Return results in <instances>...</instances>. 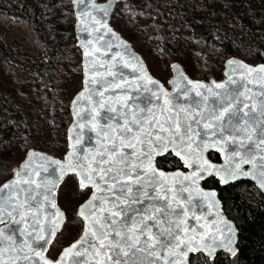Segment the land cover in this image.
<instances>
[{
  "label": "water",
  "instance_id": "water-1",
  "mask_svg": "<svg viewBox=\"0 0 264 264\" xmlns=\"http://www.w3.org/2000/svg\"><path fill=\"white\" fill-rule=\"evenodd\" d=\"M68 1L73 15V43L80 52V87L68 102L69 121L65 128V150L58 158L37 149H27L18 164L12 167L9 177L0 183V186H3L17 179L15 177L17 171L27 173L20 178L21 180L34 181L29 185L22 183L18 185V188H26L29 191L12 193L14 198L20 197L16 204L24 205L19 210L26 211V224L11 221L0 223V230L4 233L3 237H0V260H3L4 264H42V258L55 261L62 256L65 249L80 241L85 236V227L88 223L79 214L81 206L89 202L93 193H97L100 199L93 202L107 209L106 200L110 193L97 192L96 187H89L88 196L76 209V215L82 222L81 230L54 259L45 256L50 243L45 245L44 241H39L32 244L31 248L26 247V242L31 243V240L24 234L23 229L26 225L35 223L37 228L44 229L47 234V230L52 227L49 221L56 219L59 213L60 231L64 215L56 205L57 188L66 175H73L78 187L81 181L77 171L61 174V167L69 164L70 157L72 163L79 157L86 164L95 167L101 160L102 149L112 148L114 141L120 149L116 158L118 155H125L135 165L137 155H144L142 152L144 145L139 144L134 151L123 144H127L133 135L139 138L145 133H150L152 140L157 136L170 137L174 146L163 152L156 151L151 157L156 176L162 181V185L157 187L155 192L149 179L152 173L145 171V165H138L131 170L134 179L139 171L144 182V190L148 193V198L141 196L143 204L132 207L151 211L153 206L163 209L171 201L172 209L180 214L179 220H176V215L167 209L170 214L161 215V220L179 223L178 234L186 243L191 240L197 246L215 247L212 257L204 251L189 252L187 264L189 257L197 254L208 261L219 253L232 257V252L222 245L231 238V248L236 253L237 229L233 221L223 213L217 190L203 187L202 182L210 177L220 186L236 181H249L264 199V175H261L264 172V144L261 143L260 133V129L264 128V72L256 71L264 66V63H248L237 57H228L224 62L223 78L203 82L190 78L178 63L173 62L169 64L170 76L165 86L149 73L142 57L110 24L115 5L122 0ZM101 9H105L106 14ZM246 69L253 71L249 73ZM145 73L154 83L148 82ZM197 83L205 87L193 88ZM215 84H224L225 87L215 88ZM161 87L163 93L167 94L166 97L161 93ZM208 89H211V92ZM197 92L200 95H197ZM238 93L243 95H239L236 101L234 98ZM165 100L168 103H165ZM229 102H232L233 108L241 109L233 123L241 120V127H244L243 122L247 121L249 129L247 132L232 131L227 124L224 131L216 127H205L212 119L211 114L218 113ZM245 104L248 108L243 107ZM253 106L254 110L249 111ZM97 113L100 115L93 121L92 117ZM225 119H228L227 115ZM136 120L141 123H133ZM153 121H158L162 127H157ZM80 124H84L85 127H79ZM125 125L132 128V133L128 134L127 138L121 135ZM30 153L33 155L30 156ZM167 153L178 160L181 168L163 170L156 166L155 159ZM208 153L216 154L218 160H211ZM109 157H112L111 153ZM26 164L27 167H23ZM107 166L106 158L100 167ZM115 170L114 165L113 171ZM229 173L237 175L229 179ZM54 182H57L54 199L46 200L47 189ZM98 183L102 189L108 188V184L99 181ZM132 186L134 191L141 187L137 184ZM113 191L117 194L119 192L118 189ZM157 192L160 193L159 197ZM165 192L167 200L162 198ZM213 193L214 196L211 195ZM8 194L9 189L0 192L5 202L8 200ZM210 201H214V205H211ZM52 203L55 207H51ZM106 214V211L100 212L101 217ZM128 215L132 216L134 213L129 211ZM148 223L151 224L152 221ZM167 226L163 223L158 224L159 229ZM158 228H153L152 233L155 234ZM228 228L231 232L227 230ZM31 230L29 227V231ZM115 238L114 234L109 237ZM98 244L99 241L89 236L78 248L81 254L67 257L65 264L74 262L104 264L105 255L100 253L98 247H94ZM34 251H39L41 256L34 255ZM176 251L179 252V249ZM138 255L144 264H148L149 260L155 264H169V261L176 260V256L170 254L168 249L162 250L159 256L149 257L147 253Z\"/></svg>",
  "mask_w": 264,
  "mask_h": 264
},
{
  "label": "rangeland",
  "instance_id": "rangeland-1",
  "mask_svg": "<svg viewBox=\"0 0 264 264\" xmlns=\"http://www.w3.org/2000/svg\"><path fill=\"white\" fill-rule=\"evenodd\" d=\"M135 1L122 0L116 3L110 21L114 29L133 44L149 73L165 86L170 76L168 67L173 62L178 63L190 78L195 79V66L187 45L184 44L186 38L196 39L192 36L190 24L181 23L162 32L156 31L162 21L181 19L176 9L180 0H158L154 3L153 8L159 16L154 29L144 28V20H156V15L146 11L144 6L135 7ZM225 1L224 10L210 13L205 11L203 0H197L196 13H190L191 19L203 21L212 27L211 37L201 51L209 70L219 57L227 59L222 44L229 39L226 30L243 32L245 41L252 45L254 50L264 53V25L257 22L252 29H245L239 23L241 12L236 8L234 0ZM21 4L27 7L28 19L6 12L18 8ZM256 4L264 7V0H257ZM0 9V44L8 52V56L0 60V115L17 112L23 118L25 111L31 108L38 111L41 130L39 137L28 140L23 120L20 121L18 117L9 119L13 131L7 138L0 137V159L17 160L14 164L16 166L27 149L48 153L51 147L58 145L54 122L46 106L50 101L57 102L60 88L65 89L66 96L71 98L74 93H68L69 90L78 85V81L80 87V52L78 49H65L60 55L61 69L56 70L54 78L50 73L39 77L38 72L33 70V63L42 58L44 49L48 53L51 51L55 33H64V45L71 44L73 15L69 1L57 0V5L50 7L46 0H0ZM178 38L181 40L179 45L171 43ZM174 52L176 54L172 56ZM50 56L54 55L50 53ZM162 56L164 61L159 60ZM233 56L248 63L255 62L249 55L240 57L236 50L233 51ZM75 66L79 67V74ZM27 145L32 146L28 148ZM48 154L60 158L63 152ZM250 189L259 194L253 186ZM89 192V188L81 189L77 186L73 175H66L58 186L56 205L63 212L64 222L45 252L47 258L54 259L64 246L78 236L82 222L76 215V209ZM196 260L198 264L206 261L200 254L196 255Z\"/></svg>",
  "mask_w": 264,
  "mask_h": 264
},
{
  "label": "snow or ice",
  "instance_id": "snow-or-ice-1",
  "mask_svg": "<svg viewBox=\"0 0 264 264\" xmlns=\"http://www.w3.org/2000/svg\"><path fill=\"white\" fill-rule=\"evenodd\" d=\"M101 11H104L106 14L105 9H101ZM246 70L249 73L253 71V69ZM256 71L264 72V66L256 69ZM145 78L149 83H154L146 76V73ZM214 86L219 89H223L225 87L224 84H215ZM203 87L205 86L198 83L193 85V88ZM160 91L165 97L167 96L166 93H163L162 87ZM208 91L211 92V89H208ZM197 95H200V93L197 92ZM239 95H243V93L237 94V97L234 98L236 101H238ZM159 98L160 97H157V99ZM165 103H168V101L165 100ZM243 107L248 108V105L245 104ZM252 110H254V106L249 109V111ZM113 111H115V109H113ZM240 111V108H233L232 102H229L224 105L218 113L211 114L212 119L205 125V127H216L218 130L224 131L225 125L227 124L232 131L238 133L247 132L249 130L247 127V121L243 122L245 125L244 127H241V120H236L235 123H233L236 114ZM247 114L248 113H245V115ZM99 115L100 114L97 113L92 117V120L95 121ZM226 115L228 117L227 120L225 119ZM133 123L141 122L136 120L133 121ZM153 123H155L157 127H162L158 121H153ZM79 127L83 128L85 125L80 124ZM177 127L179 126L177 125ZM137 131H139V129ZM130 133H132V128L125 125L121 135L127 138ZM260 133L262 137L261 143L264 144V128L260 129ZM213 135H215V133H213ZM248 139H251V137H248ZM76 142H79L78 139ZM121 144H123V141H121ZM139 144L144 145L142 149L144 155H137L135 165L125 155H118V158H116L120 149L113 141L112 148L102 149L101 160L95 167L91 164H86L79 157L76 158L75 163L71 162L70 157L69 164L61 167L62 175L68 171H77L79 173L81 177L79 187L81 189H87L92 186L96 187L97 192L104 191L110 193V196L106 200L108 207L107 209H103L99 205L95 204L93 201L99 200L100 197L97 193H93V197L89 200V202L81 206L79 213L85 221L88 222L85 227V236L82 237L80 241L70 245L68 249H65L62 256L57 260L49 261L46 258H42V264H65V259L67 257L81 254L78 248L88 240L89 236H92L99 241V244L94 245V247H98L100 253L105 255L104 264H109V262L110 264H144V261L140 258L138 253H147L149 257H153L159 256L161 251L164 249H168L170 254L176 256V260L169 261V264H187L188 253L192 251H204L209 257L213 256L215 252L214 246H197L193 244L191 240H188L186 243L184 240L180 239L178 234L177 230L180 227L179 223L176 221H167L166 219L161 220V215L167 216L170 214L166 211V209L171 210V214L176 215V220H179L180 214L176 213L175 209H172L171 201L166 204L163 209L153 206L151 211L132 207V205L143 204L141 196L148 198V193L144 190V182L140 178L139 171H137L134 179L131 170L135 169L138 165H145V171L152 173V176L149 177V179L151 180V186L155 192L156 188L162 185V181L156 176L155 169L152 167L151 157L156 154V151L163 152L170 146H174L170 137L157 136L155 140H152L150 133H145L139 138L133 135L131 139H128L127 144H123V146L133 148L135 151L137 150V146ZM109 153L112 154V157H109ZM29 155L31 156L33 154L30 153ZM106 158L108 166L100 167V164L104 163ZM114 165L116 166L115 171H113ZM23 167L26 168L27 164ZM26 174L27 173L17 171L15 173V177L17 179L13 180L9 184L0 186V192H3L4 189H9L7 202H5L4 196H0V223L11 221L16 224H26V211L21 212L19 210L24 205H17L16 200L20 197L16 196L14 198L12 195V193L16 192L23 193L29 191V189L26 188H18V185L21 183L29 185L34 182L27 179H20ZM236 175L237 174L229 173L228 178H235ZM261 175H264V172H262ZM98 181L108 184V188L102 189ZM133 184L141 185V187H138L134 191L132 186ZM56 187L57 182H54L52 186L47 189V193L45 195L46 200H49V198L54 199V190ZM114 189L119 190L118 194L113 191ZM211 195L214 196V193ZM159 196L160 193L157 192V197ZM162 198L165 200L168 199L166 192ZM174 199L175 197L173 196V200ZM210 204L214 205V201H210ZM51 207H55V204L52 203ZM102 211L107 212V214L103 217L100 216V212ZM129 211H132L134 215L129 216ZM121 217H123V219H121ZM148 221H152V223L149 224ZM49 223L52 224V227L47 230V234H45L44 229L37 228L35 223L30 226L26 225L23 231L24 234L30 238L31 243L26 242L25 246L31 248L32 244H37L39 241H44L45 245L51 243V241L55 239L56 233L60 228L61 217L59 216V213H57L56 219L50 220ZM161 223L167 224L168 226L166 228L159 229L158 224ZM29 227H31V231H29ZM153 228H158L155 234L152 233ZM227 230L231 232L230 228ZM113 234L116 238L109 239V237ZM3 235V230H0V237H3ZM231 243L232 240L229 238L227 243L222 246L227 248L234 255L235 251L231 248ZM157 245H159L158 248L156 247ZM181 245H183L182 248ZM176 249H179V252H177ZM108 253H112V255H108ZM34 255L41 256V253L39 251H34ZM0 264H4V261L0 260ZM74 264H79V262H74ZM148 264H155V262L149 260Z\"/></svg>",
  "mask_w": 264,
  "mask_h": 264
},
{
  "label": "trees",
  "instance_id": "trees-1",
  "mask_svg": "<svg viewBox=\"0 0 264 264\" xmlns=\"http://www.w3.org/2000/svg\"><path fill=\"white\" fill-rule=\"evenodd\" d=\"M157 1L158 0H136L133 3L135 7L144 6L146 11L156 15V20H144V28L154 29L156 22H158L157 17L159 18V16L153 8L154 3ZM256 1L257 0H234L236 8L241 12L239 15V23L247 30L252 29L257 22L264 25V7L261 6V4H256ZM196 2L197 0H180L176 9L181 19L177 21H171L169 19L162 21L161 24H158L159 29H156V31L162 32L166 28L171 29L176 25H181V23H189L193 36L204 46L211 37L212 27L203 21H197L190 18V13L194 14L197 11L195 9ZM46 3L48 6L53 7L57 5V0H46ZM203 7L206 12L210 13L222 11L226 8V1L203 0ZM188 8L189 10H187ZM6 12L28 19L27 7L23 4L18 8L10 9ZM113 15L114 11L111 14V18ZM35 29L36 27H34V30ZM226 31L229 33V39L222 42V44L227 58L236 57L233 56V51L236 50L240 57L249 55V57L255 61L254 63H264V53L254 50L252 45L245 41L243 32L234 30ZM63 38L64 33H55V42L51 47V51L48 53L44 49L42 58L33 63V70L38 72L37 75L39 77L45 76V73H50L53 74L54 78L56 70L61 69L60 55L62 52H64L65 49L77 50L73 43V36L71 37V44L67 46L64 45ZM127 41L134 49L133 44L129 40ZM50 53L54 56H50ZM7 56V50L0 44V60ZM75 69L78 73L79 67L75 66ZM78 86L79 81L78 85L76 84L68 93H75L79 88ZM65 93V89L60 88L57 94V102L50 101L46 106L48 114L53 119L54 131L59 139L58 145L51 147L50 152L48 153L59 154L65 150L64 133L69 121L68 102L70 99ZM30 109L31 108L25 111L23 118L22 115L17 112L0 115V137L7 138L11 135L13 127L9 123V119L12 117H18L19 120H23L26 132L25 135L28 140L39 137L41 135V130L38 121V111ZM31 146L32 145H27L28 148ZM208 157L211 160L217 161V155L214 153H208ZM16 163L17 160L9 161L0 159V181L9 176L12 167ZM155 164L158 168L163 170H173L180 167L178 160H176L170 153L156 158ZM202 186L217 190L223 213L233 221L237 229L236 253L232 257H227L219 253L213 259L209 261L206 260L203 264H264V199L259 194H256L255 191H251L250 187H252V185L249 181H236L220 187L217 181L210 177L202 182ZM189 264H198L196 255H191L189 257Z\"/></svg>",
  "mask_w": 264,
  "mask_h": 264
},
{
  "label": "built area",
  "instance_id": "built-area-1",
  "mask_svg": "<svg viewBox=\"0 0 264 264\" xmlns=\"http://www.w3.org/2000/svg\"><path fill=\"white\" fill-rule=\"evenodd\" d=\"M193 40L190 38H188V39L186 38L184 41V44L187 45L186 48L190 52V57L192 58V61H193L194 66H195V73H196L195 79L199 80V81H203V82H208L210 80V78H213L216 80L222 79L223 78V69H224L225 59L223 57H219L217 59L218 61L216 60L213 67L211 68V70H209L207 67V64L205 62L204 55L201 52V51H203L202 43L197 39H195L194 41ZM180 41H181L180 38H178L171 43L179 45ZM198 47H199V49H198ZM175 54L176 53L174 52L172 54V56H175ZM159 60L164 61L163 56L159 57ZM210 72H211V74H210ZM209 74L211 76H209Z\"/></svg>",
  "mask_w": 264,
  "mask_h": 264
},
{
  "label": "flooded vegetation",
  "instance_id": "flooded-vegetation-1",
  "mask_svg": "<svg viewBox=\"0 0 264 264\" xmlns=\"http://www.w3.org/2000/svg\"><path fill=\"white\" fill-rule=\"evenodd\" d=\"M217 160H218V158H217ZM178 168H181V166L180 167H178ZM178 168H175V169H178ZM230 184V183H229ZM219 185V184H218ZM252 185V184H251ZM220 186V185H219ZM226 186V185H225ZM253 186V185H252ZM220 187H223V186H220ZM261 196V195H260Z\"/></svg>",
  "mask_w": 264,
  "mask_h": 264
}]
</instances>
